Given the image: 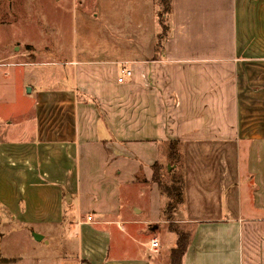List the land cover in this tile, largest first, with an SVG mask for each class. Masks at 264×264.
<instances>
[{
    "label": "crops",
    "instance_id": "crops-1",
    "mask_svg": "<svg viewBox=\"0 0 264 264\" xmlns=\"http://www.w3.org/2000/svg\"><path fill=\"white\" fill-rule=\"evenodd\" d=\"M88 1L15 62L1 0L0 67L47 69L23 71L28 118L1 120L0 264L163 263L144 234L171 142L183 264H264V0H172L165 34L156 0Z\"/></svg>",
    "mask_w": 264,
    "mask_h": 264
},
{
    "label": "rangeland",
    "instance_id": "rangeland-1",
    "mask_svg": "<svg viewBox=\"0 0 264 264\" xmlns=\"http://www.w3.org/2000/svg\"><path fill=\"white\" fill-rule=\"evenodd\" d=\"M5 3V20L11 28H7V41H13L10 52V60L17 59L15 62H25V59H30V51L34 46L32 41L39 45H45L46 37L50 41H59L57 31L65 30L71 23L72 12L74 8L81 5L83 0H2ZM85 3V2H84ZM90 5V0L87 2ZM83 4V3H82ZM2 8V9H3ZM1 10V0H0ZM21 21V22H20ZM16 22L17 26H14ZM30 38V39H28ZM17 39V40H15ZM15 40V41H14ZM29 40V41H28ZM15 48L14 49V47ZM33 69L38 72H43L47 66L29 67L23 65L13 64L11 66L0 67V131L1 120L14 122H23L28 117L29 112L33 107L34 94L28 90L31 87L27 84V77L23 74L24 70ZM12 71V74H7ZM48 82H41L40 85L46 86ZM167 163L163 165L164 182L171 181V171L175 167H166ZM184 174L185 177V173ZM185 196V195H184ZM165 198V197H164ZM166 201V199H165ZM179 216L178 220L174 221L179 230L184 232H191V225L181 222ZM180 219V220H179ZM154 224H150L148 231L144 234L145 239H158L161 247L160 254H163V259L166 254H169V244L171 239L176 237V233L171 231L170 222L163 218L152 229ZM167 258L161 264H171V260Z\"/></svg>",
    "mask_w": 264,
    "mask_h": 264
},
{
    "label": "trees",
    "instance_id": "trees-1",
    "mask_svg": "<svg viewBox=\"0 0 264 264\" xmlns=\"http://www.w3.org/2000/svg\"><path fill=\"white\" fill-rule=\"evenodd\" d=\"M171 1L156 0L155 2L157 17L159 25L163 29V34L168 30L166 15L171 10ZM168 158L170 162L175 164V169L171 171V181L168 183L164 182L163 165L160 162H156L153 167V179L159 184L160 191L166 198L162 207V217L170 222L171 231L177 235L176 245L172 248L170 254L171 264H183V257L191 240V232L179 230L175 227L176 222L174 223V221L178 220L179 216L181 217L185 209V177L179 171L182 166V155L178 143H170Z\"/></svg>",
    "mask_w": 264,
    "mask_h": 264
},
{
    "label": "built area",
    "instance_id": "built-area-1",
    "mask_svg": "<svg viewBox=\"0 0 264 264\" xmlns=\"http://www.w3.org/2000/svg\"><path fill=\"white\" fill-rule=\"evenodd\" d=\"M133 75V70L131 69V68H128V67H121V70H120V76H119V78H118V80L120 81V82H122V81H124V79H125V77H129V76H132ZM151 245H152V247L154 248H157V247H159L160 245H159V241H158V239H153L152 241H151Z\"/></svg>",
    "mask_w": 264,
    "mask_h": 264
},
{
    "label": "water",
    "instance_id": "water-1",
    "mask_svg": "<svg viewBox=\"0 0 264 264\" xmlns=\"http://www.w3.org/2000/svg\"><path fill=\"white\" fill-rule=\"evenodd\" d=\"M30 90V89H29Z\"/></svg>",
    "mask_w": 264,
    "mask_h": 264
}]
</instances>
